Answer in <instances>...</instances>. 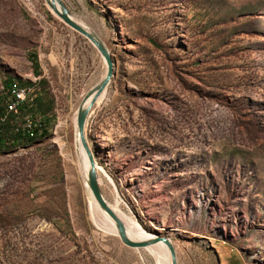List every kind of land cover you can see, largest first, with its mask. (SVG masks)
I'll use <instances>...</instances> for the list:
<instances>
[{
	"label": "rangeland",
	"instance_id": "374dc122",
	"mask_svg": "<svg viewBox=\"0 0 264 264\" xmlns=\"http://www.w3.org/2000/svg\"><path fill=\"white\" fill-rule=\"evenodd\" d=\"M62 1L114 62L85 124L104 199L178 264H264V0ZM105 70L45 0H0V94L20 78L51 104L0 153V264H157L89 214L73 118Z\"/></svg>",
	"mask_w": 264,
	"mask_h": 264
},
{
	"label": "water",
	"instance_id": "95a60500",
	"mask_svg": "<svg viewBox=\"0 0 264 264\" xmlns=\"http://www.w3.org/2000/svg\"><path fill=\"white\" fill-rule=\"evenodd\" d=\"M45 2L48 5V7L52 10V12L55 13L61 19V21H63L66 25H68L76 32L83 35L96 48V50L102 57L106 67L105 74L100 79V81L95 85H93L84 94L81 102L78 105L76 111V118H75V126L78 133V137L86 153V157L89 164L87 177H86V184L90 190L92 197L97 202L99 207L102 210H104L114 220L116 227V235L119 237L120 241L124 245L132 248H140L161 241L168 248L170 264H178L174 245L167 236L160 235L157 233L154 237L149 239H141V240L131 239L126 234L124 223L106 203L99 185V180L95 165L96 162L94 160L93 153L91 151L90 145L88 144V140L85 134V124H86V118L88 116L91 107L96 102V99L98 98L100 93L107 87L113 76L114 73L113 58L110 51L108 50V47L105 45L102 39L97 35V33L94 32L92 29L84 27L82 24H80L74 18H72L68 8L66 7V5L63 3L62 0H45Z\"/></svg>",
	"mask_w": 264,
	"mask_h": 264
},
{
	"label": "trees",
	"instance_id": "16d2710c",
	"mask_svg": "<svg viewBox=\"0 0 264 264\" xmlns=\"http://www.w3.org/2000/svg\"><path fill=\"white\" fill-rule=\"evenodd\" d=\"M31 62L34 67H37L36 56L31 54ZM12 81H18L23 85H35L30 80H13L11 77H6L3 81V92L0 94V153L18 145H24L33 141L35 138L47 134V126L50 124L51 104L46 103L42 94H37L33 89L26 101L18 106L16 113L8 111L7 105L10 101L9 86ZM40 81H43L41 79ZM25 117H28L32 122V127L29 132L23 129Z\"/></svg>",
	"mask_w": 264,
	"mask_h": 264
},
{
	"label": "bare ground",
	"instance_id": "6f19581e",
	"mask_svg": "<svg viewBox=\"0 0 264 264\" xmlns=\"http://www.w3.org/2000/svg\"><path fill=\"white\" fill-rule=\"evenodd\" d=\"M72 18H74L77 22L82 24L84 27L89 28L82 20L74 16H72ZM75 118L76 117L74 116L73 125H74L75 152H76V155L79 161L80 171L83 175V179L87 187L86 177H87V171L89 168V164H88V160L86 157V153L78 137V133H77L76 126H75ZM88 192H89V209H90L89 214L92 220L101 228L107 231L109 230V231L116 232L114 220L104 210H102L99 207L97 202L92 197L90 191ZM106 203L116 213V215L120 218V220L124 223L126 234L131 239H134V240L149 239V238L154 237L157 234V233L153 234L151 232L146 231L142 226L138 224V222L134 218H132L130 215L123 212L116 203L111 204L108 201H106ZM144 247L146 248L148 253L154 258L157 264H170L169 251L163 242L158 241L154 244H150Z\"/></svg>",
	"mask_w": 264,
	"mask_h": 264
},
{
	"label": "built area",
	"instance_id": "2783aa9c",
	"mask_svg": "<svg viewBox=\"0 0 264 264\" xmlns=\"http://www.w3.org/2000/svg\"><path fill=\"white\" fill-rule=\"evenodd\" d=\"M33 89L34 88L32 85H23L21 83H15V81H12L9 86L10 101L7 105L8 111L10 110L16 113L18 111V106L27 100ZM22 126L26 132H29L32 127L31 120L28 117H25V121L23 122Z\"/></svg>",
	"mask_w": 264,
	"mask_h": 264
}]
</instances>
